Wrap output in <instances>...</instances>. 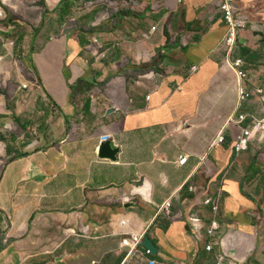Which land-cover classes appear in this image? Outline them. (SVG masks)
Segmentation results:
<instances>
[{
  "label": "crops",
  "instance_id": "crops-1",
  "mask_svg": "<svg viewBox=\"0 0 264 264\" xmlns=\"http://www.w3.org/2000/svg\"><path fill=\"white\" fill-rule=\"evenodd\" d=\"M219 1L28 0V19L3 0L0 264H264V140L235 150L264 117V0L235 1L246 24L231 57L263 90L245 101L223 67ZM103 138L116 160L99 156ZM212 219L222 242L207 250ZM130 233L156 252L140 242L128 257Z\"/></svg>",
  "mask_w": 264,
  "mask_h": 264
},
{
  "label": "built area",
  "instance_id": "built-area-1",
  "mask_svg": "<svg viewBox=\"0 0 264 264\" xmlns=\"http://www.w3.org/2000/svg\"><path fill=\"white\" fill-rule=\"evenodd\" d=\"M236 0H220L219 1V11L221 12L223 22L225 24V34L221 41V47L224 50V61L223 67L231 70L235 75L236 83V96H238L239 101H245L251 99L253 96L262 95L263 90H247L245 87V82L248 79V75L244 70H241L242 60L239 58H232V52L236 46L237 36L239 30L244 27L246 24V18L243 15H240L236 6ZM8 16L6 11L3 8V0H0V47L4 46L2 35L8 32V27L6 25V20ZM13 45V43H10ZM3 59L0 56V61ZM23 89H26L27 86L23 85ZM246 115H239L238 122H242L245 119ZM257 138L258 140H264V117L263 118H252L251 122L247 126L241 127V131L237 134L235 139V150L240 152L248 147L249 142ZM106 138H103L105 140ZM221 135L219 134L214 142L221 140ZM187 159V156L184 155L180 157L177 161L178 164H183ZM189 190H194L193 186H188ZM218 198L211 196H204L201 200V203L207 205L211 208L212 212L216 214L219 209ZM169 202H166L163 207L167 208ZM189 224L194 231V236L196 239L200 238V230L203 228L202 221L200 216L196 211H191L189 213ZM220 224L217 219H212L211 223L207 228H205L208 236L211 240L206 245L207 250H212L213 246L217 243L222 242V238L219 240L215 237L216 231L219 229ZM142 235L130 233L127 238L122 239L121 246L128 248L127 256L134 255L138 244L141 242ZM145 253L148 254L149 250L145 249ZM225 257V252L218 254V261L216 264H222V261ZM150 264H153L151 262Z\"/></svg>",
  "mask_w": 264,
  "mask_h": 264
},
{
  "label": "rangeland",
  "instance_id": "rangeland-1",
  "mask_svg": "<svg viewBox=\"0 0 264 264\" xmlns=\"http://www.w3.org/2000/svg\"><path fill=\"white\" fill-rule=\"evenodd\" d=\"M27 1H24V0H16L17 4L19 5V7L21 8V12H22V16L24 17L26 15V17L29 19V18H39V13H36V14H30V8L29 7H26V4H27ZM87 8H91L95 5L94 2H90V1H87ZM133 2L131 1H127V2H124L123 4L124 5H130L132 4ZM105 10L107 12V14H111L112 11H114L116 9V5H114V3L110 2V1H107V3L105 4ZM82 9H78L76 12H75V17L77 18V22L79 21L80 19V13L82 12L83 8L86 7V5H82ZM3 8L4 10L6 11L7 15H9V12H8V8L3 4ZM19 19V18H18ZM20 21V24L22 26V29L23 30H26L27 29V26H28V22L26 19H19Z\"/></svg>",
  "mask_w": 264,
  "mask_h": 264
},
{
  "label": "water",
  "instance_id": "water-1",
  "mask_svg": "<svg viewBox=\"0 0 264 264\" xmlns=\"http://www.w3.org/2000/svg\"><path fill=\"white\" fill-rule=\"evenodd\" d=\"M119 151H120L119 146H116L111 139H106L103 140L100 144L99 156L102 158H109L112 160H116ZM141 243L149 250L150 253L156 252L157 248L155 244L148 237H144Z\"/></svg>",
  "mask_w": 264,
  "mask_h": 264
}]
</instances>
